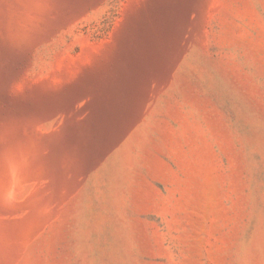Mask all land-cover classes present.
Returning <instances> with one entry per match:
<instances>
[{
    "label": "rangeland",
    "instance_id": "obj_1",
    "mask_svg": "<svg viewBox=\"0 0 264 264\" xmlns=\"http://www.w3.org/2000/svg\"><path fill=\"white\" fill-rule=\"evenodd\" d=\"M0 264H264V0H0Z\"/></svg>",
    "mask_w": 264,
    "mask_h": 264
}]
</instances>
